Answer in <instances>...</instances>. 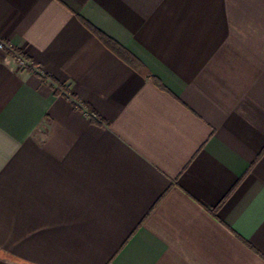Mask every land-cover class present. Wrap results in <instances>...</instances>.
<instances>
[{
    "label": "crops",
    "instance_id": "0c3cea01",
    "mask_svg": "<svg viewBox=\"0 0 264 264\" xmlns=\"http://www.w3.org/2000/svg\"><path fill=\"white\" fill-rule=\"evenodd\" d=\"M0 41V264H264V0H0Z\"/></svg>",
    "mask_w": 264,
    "mask_h": 264
},
{
    "label": "built area",
    "instance_id": "2783aa9c",
    "mask_svg": "<svg viewBox=\"0 0 264 264\" xmlns=\"http://www.w3.org/2000/svg\"><path fill=\"white\" fill-rule=\"evenodd\" d=\"M9 46L4 42V41H0V49H5L8 48ZM17 64L20 68L24 67L27 63L26 59L24 57H22L19 54H16L15 56Z\"/></svg>",
    "mask_w": 264,
    "mask_h": 264
},
{
    "label": "trees",
    "instance_id": "16d2710c",
    "mask_svg": "<svg viewBox=\"0 0 264 264\" xmlns=\"http://www.w3.org/2000/svg\"><path fill=\"white\" fill-rule=\"evenodd\" d=\"M108 46L111 47L113 50L116 48L114 43L107 42Z\"/></svg>",
    "mask_w": 264,
    "mask_h": 264
}]
</instances>
